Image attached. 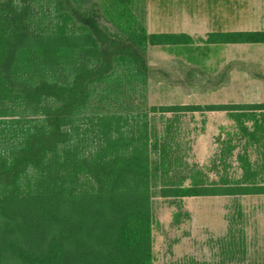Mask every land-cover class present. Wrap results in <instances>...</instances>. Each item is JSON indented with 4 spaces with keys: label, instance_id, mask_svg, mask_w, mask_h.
<instances>
[{
    "label": "trees",
    "instance_id": "obj_1",
    "mask_svg": "<svg viewBox=\"0 0 264 264\" xmlns=\"http://www.w3.org/2000/svg\"><path fill=\"white\" fill-rule=\"evenodd\" d=\"M86 1L0 0V264H153V197L264 195V103L133 105L147 48L192 38L147 33L141 0H103L111 30ZM206 43L264 44V30ZM188 113L233 121L220 161L243 141L239 178L207 181L176 154Z\"/></svg>",
    "mask_w": 264,
    "mask_h": 264
},
{
    "label": "rangeland",
    "instance_id": "obj_2",
    "mask_svg": "<svg viewBox=\"0 0 264 264\" xmlns=\"http://www.w3.org/2000/svg\"><path fill=\"white\" fill-rule=\"evenodd\" d=\"M102 2L88 0L84 6L93 7L100 23L113 30L100 12ZM135 7L147 33H184L192 42L147 48L145 83L133 105L264 103V44L206 43L210 33L264 30V0H141ZM232 122L225 113L180 116L170 128L176 154L192 171L200 168L207 181L225 174L239 178L236 156L243 141L224 160L229 168L220 161ZM166 123L157 117L156 130ZM247 153L250 161L257 159L254 148ZM151 209L153 264H264V195L155 196Z\"/></svg>",
    "mask_w": 264,
    "mask_h": 264
}]
</instances>
